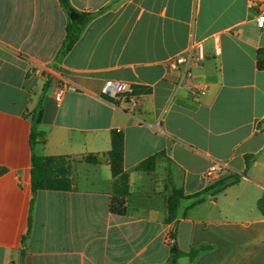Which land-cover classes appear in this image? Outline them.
I'll use <instances>...</instances> for the list:
<instances>
[{"label":"crops","instance_id":"0c3cea01","mask_svg":"<svg viewBox=\"0 0 264 264\" xmlns=\"http://www.w3.org/2000/svg\"><path fill=\"white\" fill-rule=\"evenodd\" d=\"M70 2L93 19L58 60L60 1L0 0V264H264V31L249 0ZM197 43L200 96L167 66ZM108 82L130 91L110 96ZM39 106L36 152L70 163V191L32 190ZM113 131L126 182L112 173ZM216 162L228 166L217 184L237 181L214 193ZM173 189L186 199L168 222Z\"/></svg>","mask_w":264,"mask_h":264},{"label":"trees","instance_id":"16d2710c","mask_svg":"<svg viewBox=\"0 0 264 264\" xmlns=\"http://www.w3.org/2000/svg\"><path fill=\"white\" fill-rule=\"evenodd\" d=\"M62 8L64 9L68 22L66 26V37L63 45L58 53V60L66 56L75 44L80 39L85 28L92 21L93 15L77 10L70 2V0H59ZM258 68L264 69V49L258 51ZM43 120V109L39 106L32 115L33 129L31 135V147L33 149L32 156V190L34 193L38 191H63L67 192L72 190L73 182L71 179L72 170L70 163L63 157H54L37 154V147L45 142L43 132L38 130L39 124ZM153 156L141 164V168L146 171H152L155 168L157 157ZM112 173L114 177H119L126 182V175L124 173V136L118 131L112 133V150L109 153ZM92 163H98V158H89ZM249 160V159H248ZM237 179H229L216 183L217 191L223 190L227 185L233 184ZM127 184V183H125ZM212 190V189H211ZM197 195L199 199L196 203L202 201V195ZM186 197L181 190L173 189L171 196L168 198L169 217L168 222L174 221L179 214L181 204ZM259 209L264 213V197L259 201ZM207 247H201L191 252V256L195 257L202 250ZM177 251L174 250V253ZM178 255V253H177ZM175 260V257H174ZM175 262V261H174Z\"/></svg>","mask_w":264,"mask_h":264},{"label":"built area","instance_id":"2783aa9c","mask_svg":"<svg viewBox=\"0 0 264 264\" xmlns=\"http://www.w3.org/2000/svg\"><path fill=\"white\" fill-rule=\"evenodd\" d=\"M250 6L254 9L256 13L255 21L257 27L264 31V0H249ZM219 53V50H216ZM204 49L201 43L193 44L189 47V49L177 56L170 58L167 61V66L172 71H182V84H189L191 92L195 96L204 95L207 86L203 82L195 83L193 81L194 74L193 68L198 63L204 60ZM38 67V66H37ZM68 89H73L72 86H68L66 84L61 85L55 93V98L58 102H60ZM130 91V86L126 83H115L108 82L105 86V92L113 97H119ZM131 104L136 105L138 103L137 97L130 98ZM228 170V166L222 163H214L210 169L205 173L204 178L209 183H216L221 174ZM170 243H174L173 239L168 240Z\"/></svg>","mask_w":264,"mask_h":264}]
</instances>
